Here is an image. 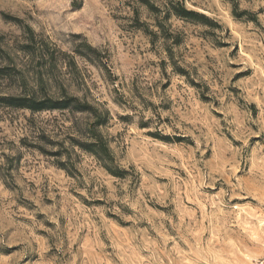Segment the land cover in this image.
<instances>
[{
    "label": "rangeland",
    "instance_id": "374dc122",
    "mask_svg": "<svg viewBox=\"0 0 264 264\" xmlns=\"http://www.w3.org/2000/svg\"><path fill=\"white\" fill-rule=\"evenodd\" d=\"M147 1L0 0V98L38 68L32 36L52 82L105 104L124 172L68 146L82 116L0 103V264H264V0ZM176 2L210 25L163 20Z\"/></svg>",
    "mask_w": 264,
    "mask_h": 264
},
{
    "label": "trees",
    "instance_id": "16d2710c",
    "mask_svg": "<svg viewBox=\"0 0 264 264\" xmlns=\"http://www.w3.org/2000/svg\"><path fill=\"white\" fill-rule=\"evenodd\" d=\"M140 4L144 5L150 12L157 11L156 7L150 4L147 0H137ZM166 17L172 14L174 17L183 21H193L201 22L203 24L210 25V21L195 12L189 11L184 8L183 5L176 2L175 4L169 3L166 5ZM236 8L234 6L233 16H236ZM253 22L256 23V18H252ZM157 28H160V24L157 22ZM145 35L151 38H155L156 34L153 32L144 31ZM24 49H30V58L33 59V55L37 54V65L38 68L29 75H21L18 73L19 79L16 81L15 87L20 91L19 95L8 96L5 98H0V103L6 105L9 108L26 110L31 114L41 113V112H60L67 113L70 116L80 115L82 116L81 126H75L74 132L75 137H68V146L76 147L82 152L90 155L95 159V161L103 168L108 174L113 177L120 178L123 171L119 170L115 157L110 149V141L101 132L102 128H105L111 120L109 111L105 108V104H98L96 102H91L86 99V97H77L68 92L67 87L52 82L48 76L43 72L45 69V64H50L55 68V60L52 55H48L45 51L39 50L37 43L34 41L33 37H28L27 45ZM7 60L12 63V59L6 53ZM73 56L84 58L90 61L92 58L96 57V50L91 48L85 43H81L77 46L73 52ZM47 62V63H46ZM5 68L3 70H8ZM0 70V73H4ZM42 142L41 145H51L56 147L55 152H47L44 150V146H36L35 148L47 156L53 157L55 159H61L63 153L68 155V150L63 148V141H51ZM167 140V139H165ZM57 161V165L63 170L68 171L66 165L63 162Z\"/></svg>",
    "mask_w": 264,
    "mask_h": 264
}]
</instances>
